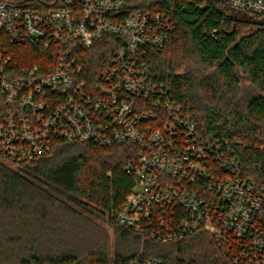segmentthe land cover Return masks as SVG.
<instances>
[{
	"label": "built area",
	"instance_id": "built-area-1",
	"mask_svg": "<svg viewBox=\"0 0 264 264\" xmlns=\"http://www.w3.org/2000/svg\"><path fill=\"white\" fill-rule=\"evenodd\" d=\"M139 1L0 0V160L29 163L57 141L136 146L126 171L140 183L116 212L118 225L161 244L202 231L236 264H264V181L243 177L230 144L204 137L171 90L150 82L145 57L176 23ZM227 2L264 16V0ZM109 36L118 39L115 62L90 82L77 50ZM2 37L40 44L51 64L19 68Z\"/></svg>",
	"mask_w": 264,
	"mask_h": 264
},
{
	"label": "trees",
	"instance_id": "trees-1",
	"mask_svg": "<svg viewBox=\"0 0 264 264\" xmlns=\"http://www.w3.org/2000/svg\"><path fill=\"white\" fill-rule=\"evenodd\" d=\"M138 8L176 23L167 44L145 57L150 82L171 90L204 137L230 144L243 177L263 182L264 16L227 0H140ZM117 40L77 50L90 82L110 70ZM2 41L19 68L51 64L38 43ZM134 158L130 144L57 141L32 162L0 160V264H132L140 256L162 264H236L202 231L161 244L117 224L116 212L140 183L126 171Z\"/></svg>",
	"mask_w": 264,
	"mask_h": 264
},
{
	"label": "rangeland",
	"instance_id": "rangeland-1",
	"mask_svg": "<svg viewBox=\"0 0 264 264\" xmlns=\"http://www.w3.org/2000/svg\"><path fill=\"white\" fill-rule=\"evenodd\" d=\"M6 163V162H5ZM109 233H110V239H111V241H112V243H113V239H114V235H113V232H112V230L111 229H109ZM112 243H110V246H111V250H112Z\"/></svg>",
	"mask_w": 264,
	"mask_h": 264
}]
</instances>
